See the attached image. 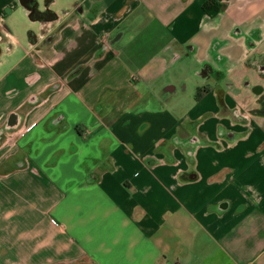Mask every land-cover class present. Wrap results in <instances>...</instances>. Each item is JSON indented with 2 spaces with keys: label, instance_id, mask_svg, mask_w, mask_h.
<instances>
[{
  "label": "crops",
  "instance_id": "0c3cea01",
  "mask_svg": "<svg viewBox=\"0 0 264 264\" xmlns=\"http://www.w3.org/2000/svg\"><path fill=\"white\" fill-rule=\"evenodd\" d=\"M23 1L0 0V264H264V0Z\"/></svg>",
  "mask_w": 264,
  "mask_h": 264
},
{
  "label": "flooded vegetation",
  "instance_id": "af4514ba",
  "mask_svg": "<svg viewBox=\"0 0 264 264\" xmlns=\"http://www.w3.org/2000/svg\"><path fill=\"white\" fill-rule=\"evenodd\" d=\"M36 0H27L26 1V8L28 11L32 13V15H42V13L36 9ZM260 39V38H259ZM259 39H255L254 37L249 36L247 43L248 47H250L249 52L246 54V61H250L253 65H255L260 72V74L264 75V50L259 51L257 50V44ZM258 53V54H257ZM257 54V55H256ZM247 83V81H246ZM255 92H259L261 90V86L256 84L253 86ZM264 98V96H263Z\"/></svg>",
  "mask_w": 264,
  "mask_h": 264
},
{
  "label": "trees",
  "instance_id": "16d2710c",
  "mask_svg": "<svg viewBox=\"0 0 264 264\" xmlns=\"http://www.w3.org/2000/svg\"><path fill=\"white\" fill-rule=\"evenodd\" d=\"M203 8L205 9V10H210L211 9V2H205L204 4H203Z\"/></svg>",
  "mask_w": 264,
  "mask_h": 264
},
{
  "label": "water",
  "instance_id": "95a60500",
  "mask_svg": "<svg viewBox=\"0 0 264 264\" xmlns=\"http://www.w3.org/2000/svg\"><path fill=\"white\" fill-rule=\"evenodd\" d=\"M26 1H27V0H24L23 3H22L24 6H26Z\"/></svg>",
  "mask_w": 264,
  "mask_h": 264
},
{
  "label": "rangeland",
  "instance_id": "374dc122",
  "mask_svg": "<svg viewBox=\"0 0 264 264\" xmlns=\"http://www.w3.org/2000/svg\"><path fill=\"white\" fill-rule=\"evenodd\" d=\"M190 85H192V86L194 85L193 82H192L191 80H190Z\"/></svg>",
  "mask_w": 264,
  "mask_h": 264
}]
</instances>
